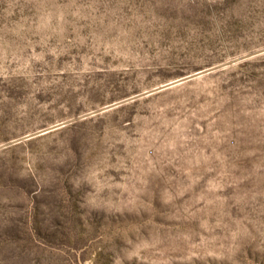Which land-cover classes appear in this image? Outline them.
<instances>
[{"label":"rangeland","instance_id":"obj_1","mask_svg":"<svg viewBox=\"0 0 264 264\" xmlns=\"http://www.w3.org/2000/svg\"><path fill=\"white\" fill-rule=\"evenodd\" d=\"M0 264H264V0H0Z\"/></svg>","mask_w":264,"mask_h":264}]
</instances>
